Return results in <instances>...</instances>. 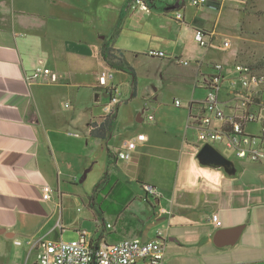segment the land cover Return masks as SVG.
<instances>
[{
    "label": "crops",
    "instance_id": "0c3cea01",
    "mask_svg": "<svg viewBox=\"0 0 264 264\" xmlns=\"http://www.w3.org/2000/svg\"><path fill=\"white\" fill-rule=\"evenodd\" d=\"M129 1L0 0V264H37L46 242L78 239L86 231L83 223L92 221L95 225L86 231L92 243L158 238L164 244V264H264V166L235 158V173L229 175L223 168L200 164L198 144H191L186 133L189 114L197 112L204 97L188 101L186 115L170 133L157 127L164 139L150 141L144 134L145 141L137 142L128 161L117 159L116 152L143 133L126 125L130 138L118 141L123 135L117 127L118 106L112 107L117 116L109 137L91 136V123H101L109 102L99 78L111 73L108 84L119 91L117 76H130L107 66L103 43L134 73L143 56L163 65L183 53L192 56L194 88L205 96L199 74L210 69L206 65L208 72L202 71L204 63L194 56L195 34L214 31L205 27L200 13L191 16L185 0H145L147 13ZM206 6L222 9L216 0ZM176 12L182 15L179 21ZM149 51L172 58L148 57ZM42 69L57 81H25ZM118 94L122 99L121 90ZM146 98L156 103V90ZM134 100L133 92L126 102ZM148 108L141 110L146 120ZM201 170L220 172V183L207 180ZM81 173H86L83 181L91 178V188L105 174L106 179L92 194H80L74 184ZM144 184L156 187L161 198L145 197ZM44 186L53 190L49 201L42 199ZM136 199L152 204L149 223L134 214ZM211 214L219 215L221 229L243 227L235 244H214L218 230L205 221Z\"/></svg>",
    "mask_w": 264,
    "mask_h": 264
},
{
    "label": "built area",
    "instance_id": "2783aa9c",
    "mask_svg": "<svg viewBox=\"0 0 264 264\" xmlns=\"http://www.w3.org/2000/svg\"><path fill=\"white\" fill-rule=\"evenodd\" d=\"M191 4L202 7L208 5V0H191ZM132 6L142 12L150 11L145 0H133ZM174 15L175 20H181V13L176 12ZM213 35L212 32L198 30L195 41L205 49L210 45ZM146 55L166 58L165 53L159 51H149ZM177 63L189 66L187 61ZM195 67L199 68L200 63H196ZM209 69L208 73L199 74V84L205 92L204 99L196 104L197 112L190 113L188 117V128L195 131L199 149L205 144L213 146L218 143L232 152L236 159L264 166V70L236 61L230 69L219 63L210 64ZM111 78V73H103L99 78L100 86L109 95L102 119L113 115L111 106L117 102V87L108 84ZM25 81L29 85L35 81L53 83L57 77L50 70L42 69L26 76ZM173 105L181 107L178 100ZM147 119L149 122L154 120L152 115ZM250 124L258 125L257 134L245 131ZM143 141L145 135H137L134 141L126 143L122 150L116 152L117 159L128 161L137 142ZM141 189L145 197L150 199L159 200L162 196L153 185L144 184ZM52 192L49 186H44L43 201H49ZM205 221L216 230L222 228L218 214L209 215ZM105 228L110 229L111 225ZM158 236L161 234L158 233ZM164 255V244L158 238L149 241L125 239L112 244L102 241L92 243L87 232L80 231L78 239L73 241L46 242L38 255L37 264H164Z\"/></svg>",
    "mask_w": 264,
    "mask_h": 264
},
{
    "label": "rangeland",
    "instance_id": "374dc122",
    "mask_svg": "<svg viewBox=\"0 0 264 264\" xmlns=\"http://www.w3.org/2000/svg\"><path fill=\"white\" fill-rule=\"evenodd\" d=\"M168 1L172 4L175 2V0ZM216 1L222 5V9L219 11L211 9L208 6L197 8L191 4V0H185L186 9L190 12L191 16L200 13L198 16L205 20V27L213 30L215 35L212 45L206 47L209 48L207 52L202 49L197 42L195 43L196 48L193 51L194 56L205 65L201 70L208 72L206 65L212 63H219L225 65L226 69H230L235 61L256 65L264 70V68L260 66L264 64V0ZM166 58L171 59L172 57L166 55ZM184 60L189 61L190 66L177 64V61ZM193 63L192 56L191 58L187 57L185 53H183L179 59L173 57L172 60H170V64L165 65L158 64L156 61L146 60L143 56L142 59L133 66L137 83L135 90L131 85V75L117 76L116 80L118 81L123 96L121 99L118 94L116 97L117 102L111 107H119L120 121L117 127L123 135L119 137L118 141L130 138L129 132L126 130V125L140 127V131L145 134L150 141L155 138H165V136L157 135V133L160 134V132L157 131V127L161 131L170 133L172 128H176V126L179 125L180 117H182L181 115L183 113L186 115L184 106L187 105L188 101L191 99L201 100L204 97L202 92L194 88L196 78L192 75V69L194 68ZM150 90H156V103L153 102V99L150 101L146 98ZM133 92L134 96H136V100L127 104L128 102H126V100ZM123 98H125V100H123ZM175 100L180 101L183 108L175 107L173 105ZM149 102H152L151 106H149ZM146 105L147 108L149 107L146 115L147 117L149 115L154 117L155 121L153 123L148 122V119L146 120L145 116L141 114V110ZM126 106L128 107L125 108ZM138 118L141 120L140 122L137 121ZM258 130L259 127L256 124H250L245 129L246 132L253 134H257ZM186 135L191 144L195 146L196 143L198 147H200L193 130H187ZM112 144L113 141L111 143L108 142L109 148H111ZM213 147L227 159L231 161L235 160L233 153L226 150L224 146L216 143L213 144ZM104 152L105 145L103 144L101 155H103ZM83 174L84 173H81V176L76 180L74 185L78 187L80 194H92L94 187L91 188L90 186L91 178L80 182ZM150 204L136 199L133 207L135 211L134 214H139V218H143L144 220H142L146 223L152 221L151 214H148V211H151L149 207L152 204ZM79 211H81V209L75 212L79 213ZM131 214H133V212H129L128 215ZM106 221L113 222L111 217H107ZM94 225L95 223L93 221L83 223L81 230L85 229L89 231ZM72 233L73 232H69V234ZM73 239L74 238L66 237L64 241L69 242L73 241Z\"/></svg>",
    "mask_w": 264,
    "mask_h": 264
},
{
    "label": "water",
    "instance_id": "95a60500",
    "mask_svg": "<svg viewBox=\"0 0 264 264\" xmlns=\"http://www.w3.org/2000/svg\"><path fill=\"white\" fill-rule=\"evenodd\" d=\"M197 159L202 165L209 166L212 168H223L229 175H233L235 173L233 161L224 157L212 145H203L197 153ZM85 176L86 173L83 174V177L80 180L81 182L84 180ZM242 229V226H238L231 229L218 230L214 235L213 242L217 247L233 245L237 242Z\"/></svg>",
    "mask_w": 264,
    "mask_h": 264
},
{
    "label": "trees",
    "instance_id": "16d2710c",
    "mask_svg": "<svg viewBox=\"0 0 264 264\" xmlns=\"http://www.w3.org/2000/svg\"><path fill=\"white\" fill-rule=\"evenodd\" d=\"M133 0H130L129 3L131 4ZM101 55L104 60V62L107 64V66L110 69L128 72L132 76V86L135 90L136 86V77L133 69L129 67L123 59H121L120 56H117L113 49L111 48L109 43H103L101 46ZM264 68V64L260 65ZM116 118V112L113 113V115L106 117L105 119H102L101 123L99 125L91 123L90 127V134L92 137H96L99 139H107L111 133V130L114 126ZM108 166L112 164V157L110 154H108ZM106 179V174L102 177L101 181L95 186L94 191L100 187ZM154 201L153 199H151Z\"/></svg>",
    "mask_w": 264,
    "mask_h": 264
},
{
    "label": "clouds",
    "instance_id": "9594fccd",
    "mask_svg": "<svg viewBox=\"0 0 264 264\" xmlns=\"http://www.w3.org/2000/svg\"><path fill=\"white\" fill-rule=\"evenodd\" d=\"M199 39V37H197ZM201 174L206 177L207 180L212 181L214 184H219L222 179L220 172H211L207 170H201Z\"/></svg>",
    "mask_w": 264,
    "mask_h": 264
}]
</instances>
